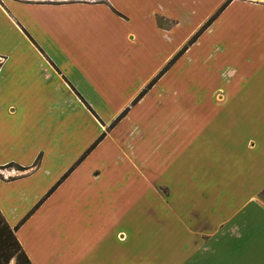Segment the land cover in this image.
Returning a JSON list of instances; mask_svg holds the SVG:
<instances>
[{"label":"crops","instance_id":"obj_1","mask_svg":"<svg viewBox=\"0 0 264 264\" xmlns=\"http://www.w3.org/2000/svg\"><path fill=\"white\" fill-rule=\"evenodd\" d=\"M201 1L205 6L213 2ZM191 2L132 0L137 9L129 13L119 0H0V169L22 171L0 173V210L13 228L30 214L16 235L32 264H100L104 250L112 248L110 232L116 235L119 222L104 214L109 208H103V198L113 197L115 188L103 176L104 168H133L139 158L150 161L153 148L146 143L147 129H140L142 142L134 143L141 156L131 152L133 143L127 141L141 126L147 106L156 113L161 110L166 72L160 71L171 67L184 51L166 66L181 41L168 56L162 55V44L182 27L174 21L176 13L168 14L166 8ZM222 2L218 0L216 6ZM207 28L203 26L194 37H201ZM222 97L225 105L231 99L230 90ZM178 127L175 131L181 130ZM246 129L238 130V137H228L230 147L222 154L221 164L241 143L245 152L238 171L251 169L245 158L246 141L241 139ZM162 133L160 128L154 146L158 157L163 152ZM209 173L192 174L180 200L175 195L179 206L174 208L195 215L193 223L207 230L199 219L209 216L208 207L217 219L216 230L224 221L230 226L244 216L240 217L243 213L233 196L223 193L210 198L205 192ZM153 175L135 174L146 182L148 199L152 182L178 190ZM200 193L207 198L201 204ZM186 197L191 199L184 205ZM219 200L224 201L223 213H214Z\"/></svg>","mask_w":264,"mask_h":264},{"label":"rangeland","instance_id":"obj_2","mask_svg":"<svg viewBox=\"0 0 264 264\" xmlns=\"http://www.w3.org/2000/svg\"><path fill=\"white\" fill-rule=\"evenodd\" d=\"M212 1L211 6H205L201 0H180L191 4L174 3L166 8L168 14L176 13L175 22L182 23L165 46L162 44V55L168 56L181 41L166 66L184 51L171 67L160 71L166 72V100L161 110L156 113L147 106V114L133 134L135 139L131 135L127 141L137 145L142 142L140 129H147L146 143L153 148L150 161L139 158L134 169L129 165L104 168L103 176L115 187L113 197L108 194L103 198V208H109L104 214L112 220L118 218L119 227L115 236L110 232L113 246L104 250L100 264H264V0H237V6H231L235 0H223L218 6V0ZM119 2L129 13L137 9L132 0ZM203 26L208 28L202 36L194 37ZM151 38L159 41L154 35ZM228 89L231 99L223 105L222 94ZM206 95L215 97L214 101H206ZM245 126L241 139L246 141L245 158L252 165L250 170L238 171L245 152L241 143L224 164L220 158L230 147L228 137H238V130ZM176 127L181 130L175 131ZM160 128L163 152L158 157L159 149L156 146L154 155V146ZM131 152L141 156L137 146ZM255 159L262 163H255ZM14 170L22 173L15 167L0 169V173ZM143 171L178 190L152 182L148 199L146 182L135 176ZM208 171L209 189L205 192L210 198L223 193L233 196L245 221H233L230 226L224 221L215 230L217 219L207 207L209 216L203 214L199 220L204 228L214 230L211 233L197 228L195 215L175 210V195L180 200L178 196L187 191L183 185L192 174ZM127 175L131 176L125 179ZM102 184L104 190V181ZM202 198L200 193V204L207 200ZM190 199L183 198L182 204ZM197 202L191 205L192 212ZM223 202L216 203L214 213H223Z\"/></svg>","mask_w":264,"mask_h":264},{"label":"trees","instance_id":"obj_3","mask_svg":"<svg viewBox=\"0 0 264 264\" xmlns=\"http://www.w3.org/2000/svg\"><path fill=\"white\" fill-rule=\"evenodd\" d=\"M124 112L118 119L120 120ZM103 138V137H101ZM30 214L16 227H11L0 210V264H10L12 260L15 264H32L28 255L19 242L16 232L25 223Z\"/></svg>","mask_w":264,"mask_h":264}]
</instances>
